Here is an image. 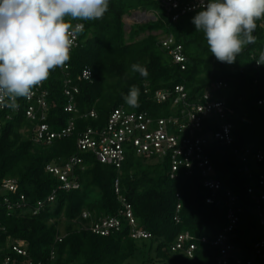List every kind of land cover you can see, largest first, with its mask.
<instances>
[{
	"label": "trees",
	"instance_id": "1",
	"mask_svg": "<svg viewBox=\"0 0 264 264\" xmlns=\"http://www.w3.org/2000/svg\"><path fill=\"white\" fill-rule=\"evenodd\" d=\"M154 14L149 22L137 23L128 30L126 17L134 11ZM196 11L173 21L159 0H110L104 17L83 21L80 45L70 55V77L79 87L75 94L76 112H68V98L63 89L64 73L56 70L43 85L48 90L49 111L47 122L53 130H60L74 117L75 131L68 137L55 139L51 144L36 143L33 139L34 123L26 116L32 104L18 98L19 110L3 112L0 135V241L4 253L13 256L9 243L23 240L28 257L18 255L22 262L29 259L54 264H132L141 257L140 264H219V246L197 240L198 248L190 258L184 252H172L170 247L178 234L187 231L198 239L215 240L229 225L227 192L239 199L240 220L230 241L237 253L249 259L255 244L263 235L258 215V202L248 189L264 193L260 177L264 174V161L256 154L264 151V65L256 59L264 51V24L257 21L254 44L246 46L234 63L218 61L208 50L202 32H196L191 23ZM165 34L174 37L186 55V68L175 62L162 45ZM146 67L148 76L132 72L131 65ZM89 67L92 80L81 79ZM222 81L227 83L213 90V99L223 101L228 110L225 118L204 116L203 129L218 130L224 122L233 125L234 142L231 145L213 142L206 151L220 180L214 203L207 199L213 190L204 184V176L197 167L180 168L172 177L169 158L157 159L139 154L130 148L120 169L101 163L93 153L78 149L79 134L89 127H102L109 114L117 107L127 110L148 111L154 116L169 113V103H158L152 98L157 90L184 85L191 100L201 99L205 91ZM140 89L139 107L129 106L123 99L131 86ZM151 92H146V90ZM96 111V116L89 115ZM11 113L10 118H7ZM233 147L250 149L249 160L244 163L231 153ZM79 155L86 166L76 173L80 188L58 190L52 203L34 213L38 201L47 200L61 181L48 171L50 164H63L71 156ZM247 165L250 174L241 168ZM17 180L16 192L2 190L6 179ZM120 181V194L115 181ZM177 194L180 196L178 197ZM24 196V199L21 196ZM119 195L131 204L137 228L152 236L136 239L131 226L120 216ZM8 201H7V199ZM10 204L13 207L9 208ZM181 204V222L174 219ZM89 211V218L83 212ZM120 216L121 229L107 235L95 233L91 224L100 218ZM52 255L54 258H52Z\"/></svg>",
	"mask_w": 264,
	"mask_h": 264
},
{
	"label": "built area",
	"instance_id": "2",
	"mask_svg": "<svg viewBox=\"0 0 264 264\" xmlns=\"http://www.w3.org/2000/svg\"><path fill=\"white\" fill-rule=\"evenodd\" d=\"M165 7L167 12L171 15L173 21H177L181 16L200 9L198 7L199 0H159ZM142 19H153L154 14L148 11H135ZM73 26L76 23H84L83 21H71ZM264 24V20H263ZM85 29V25L83 30ZM83 32V31H82ZM81 32L75 34L74 43L70 52L77 49L80 45ZM161 43L172 56L175 62L186 68V55L183 52V47L180 44L174 45V37L165 34L161 37ZM257 66L258 65L256 63ZM64 73L63 89L68 102L66 110L68 112H76L77 108L74 103L75 94L79 92V87L73 84L70 75V63L67 61L63 67L53 69L51 73L56 70ZM51 73L49 76H51ZM93 71L86 67L81 73V79L92 80ZM49 79V77H48ZM45 80L41 85L33 89L30 98H26L32 102L26 109V116L34 123L32 128L33 139L36 143L51 144L55 139H60L70 136L76 129V121L74 117L68 119L67 125L60 130H53L47 122V115L49 111V102L47 100L48 90L43 86L47 81ZM227 83L219 81L214 87H210L201 99L196 101L189 98V92L184 85H178L174 88L157 90L152 94L153 100L158 103H169V113L163 116H154L148 111L127 110L123 107H117L109 114L106 124L102 127H89L79 134L77 147L80 151L91 152L96 159L101 163L114 165L120 169L126 160V153L130 148L135 149L139 154H145L157 159L169 158L172 166V177L176 172L186 167L191 172L192 168L197 167L201 170L204 176V184L206 187L213 190V196L207 199L208 203H214L218 190L221 188L220 180L215 178V167L206 154L207 148L213 143H224L231 145L234 142L233 125L230 122H224L218 130L203 129L205 126L211 125L203 124L204 116L217 115L220 119L225 118L228 110H230L223 101L213 99V90L221 86H226ZM146 92H151L149 89ZM264 92V85H263ZM18 102V101H17ZM260 103H264L262 98ZM20 108L19 102L16 109H11L0 105V116L3 112H15ZM11 113H8L7 118H10ZM96 111H92L89 115L95 117ZM3 119L0 117V135L2 131ZM233 155H236L244 163L249 160L251 153L250 149L233 147L231 150ZM258 161H264V151H259L256 154ZM84 170L86 166L83 163V158L79 155L71 156L63 164H50L47 166L48 171L57 176L61 181L59 187L54 189L52 194L47 197V200H40L34 210V213L52 203L57 191L62 189L71 191L80 188V182L76 173L77 169ZM246 174H250V169L247 165L241 168ZM120 181L116 179V192L120 194ZM260 184L264 185V174L260 177ZM2 190L16 192L18 190V183L16 179L9 178L3 182ZM256 188L250 187L248 191L253 194V197L258 202V215L263 225V235L261 239L255 244L252 256L245 260L235 250L230 238L234 236L233 231L237 227L240 220L238 212L243 209L239 207V199L230 191L227 192L228 218L229 225L225 228L215 240L210 241L208 237L204 236L197 238L193 234L184 231L178 234L176 241L171 245L172 252H184L190 258L195 255V250L198 248L197 240L201 243L219 246L218 254L219 264H264V193L260 195L255 193ZM179 197L180 195L177 194ZM24 199V196H21ZM7 199V198H6ZM8 201V199H7ZM121 208L119 214L125 217L131 228V236L136 239H147L152 234L142 228H137V222L134 217L131 204L126 197L119 195ZM13 207L10 204L9 208ZM181 204H178L176 215L174 217L177 223L181 222L180 211ZM91 216L89 211L83 212L84 218ZM120 216H108L100 218L91 224V229L101 235H109L112 232L121 229ZM1 236V235H0ZM11 245V246H10ZM12 248L9 250L13 252V256L4 253L5 248L0 241V264H47L45 261H34L29 259L27 262L17 260L18 255L28 257L26 243L23 240H17L15 243H9ZM52 258L54 256L52 255ZM54 264V263H48Z\"/></svg>",
	"mask_w": 264,
	"mask_h": 264
},
{
	"label": "clouds",
	"instance_id": "3",
	"mask_svg": "<svg viewBox=\"0 0 264 264\" xmlns=\"http://www.w3.org/2000/svg\"><path fill=\"white\" fill-rule=\"evenodd\" d=\"M110 0H0V105L16 109L18 98H30L33 89L51 71L70 59L75 34L84 24L71 21L102 19ZM192 17L208 50L220 62L234 63L242 50L256 42L257 21L264 19V0H199ZM140 11V10H136ZM135 12V11H134ZM264 65V51L256 59ZM147 77L146 67L131 65ZM140 89L133 85L124 101L139 107Z\"/></svg>",
	"mask_w": 264,
	"mask_h": 264
},
{
	"label": "rangeland",
	"instance_id": "4",
	"mask_svg": "<svg viewBox=\"0 0 264 264\" xmlns=\"http://www.w3.org/2000/svg\"><path fill=\"white\" fill-rule=\"evenodd\" d=\"M152 19V18H151ZM151 19H142L137 13L133 12L131 15L126 17L127 29L130 30V26L137 24V23H145L149 22ZM141 257L132 261V264H140Z\"/></svg>",
	"mask_w": 264,
	"mask_h": 264
},
{
	"label": "water",
	"instance_id": "5",
	"mask_svg": "<svg viewBox=\"0 0 264 264\" xmlns=\"http://www.w3.org/2000/svg\"><path fill=\"white\" fill-rule=\"evenodd\" d=\"M126 27H127V23H126ZM132 26H130V29H131Z\"/></svg>",
	"mask_w": 264,
	"mask_h": 264
}]
</instances>
